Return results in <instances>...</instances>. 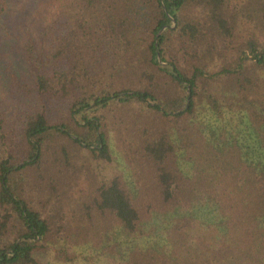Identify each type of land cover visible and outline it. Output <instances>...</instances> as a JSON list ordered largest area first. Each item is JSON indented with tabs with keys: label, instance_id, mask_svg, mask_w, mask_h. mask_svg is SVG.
<instances>
[{
	"label": "trees",
	"instance_id": "16d2710c",
	"mask_svg": "<svg viewBox=\"0 0 264 264\" xmlns=\"http://www.w3.org/2000/svg\"><path fill=\"white\" fill-rule=\"evenodd\" d=\"M39 28L40 107L0 86V264H264V0H59Z\"/></svg>",
	"mask_w": 264,
	"mask_h": 264
},
{
	"label": "rangeland",
	"instance_id": "374dc122",
	"mask_svg": "<svg viewBox=\"0 0 264 264\" xmlns=\"http://www.w3.org/2000/svg\"><path fill=\"white\" fill-rule=\"evenodd\" d=\"M58 14L59 0H12L11 9L3 19H0V61L7 64V69L2 70L3 66L0 63V86L4 91L3 104L10 110V115H14L19 110L40 107L31 81L24 73L20 60L16 58L19 55L16 53L19 52V39L26 29H31L33 34L38 33L39 26L44 20L58 16ZM15 45L17 46L15 47ZM10 72L12 74H6ZM24 80L28 82L31 90H26V87L23 86ZM11 84L12 86H10ZM225 124L226 128L233 125L240 127L243 122L239 116H232L226 119ZM179 162L183 169L189 172L188 163L183 160ZM97 168L102 176H108L113 170L123 167L117 160H113L111 163L99 162ZM209 226L212 227L210 228L211 232L206 231V233H210L211 240L216 242L217 230L213 229L214 225ZM84 246L71 248L79 255L73 262H58L52 258L51 254L39 256L44 264H120L118 259L109 256H96L91 247Z\"/></svg>",
	"mask_w": 264,
	"mask_h": 264
}]
</instances>
